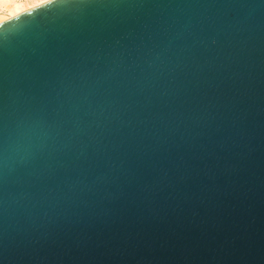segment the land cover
Masks as SVG:
<instances>
[{"label":"water","instance_id":"95a60500","mask_svg":"<svg viewBox=\"0 0 264 264\" xmlns=\"http://www.w3.org/2000/svg\"><path fill=\"white\" fill-rule=\"evenodd\" d=\"M0 264H264V0L1 22Z\"/></svg>","mask_w":264,"mask_h":264},{"label":"bare ground","instance_id":"6f19581e","mask_svg":"<svg viewBox=\"0 0 264 264\" xmlns=\"http://www.w3.org/2000/svg\"><path fill=\"white\" fill-rule=\"evenodd\" d=\"M48 1H50V0H48ZM44 3H46V2H44V0H0V7L3 6L8 11V14L0 15V23L4 22L6 20H9V19H11V18H13V17L25 12V11H28L32 8L40 6ZM19 4H26L28 6L25 8V11H22V12L16 11L15 13H17V15L13 16V8Z\"/></svg>","mask_w":264,"mask_h":264},{"label":"clouds","instance_id":"9594fccd","mask_svg":"<svg viewBox=\"0 0 264 264\" xmlns=\"http://www.w3.org/2000/svg\"><path fill=\"white\" fill-rule=\"evenodd\" d=\"M28 5L26 4H19V5H16L14 8H13V13H15L16 11H22L23 9H25Z\"/></svg>","mask_w":264,"mask_h":264},{"label":"rangeland","instance_id":"374dc122","mask_svg":"<svg viewBox=\"0 0 264 264\" xmlns=\"http://www.w3.org/2000/svg\"><path fill=\"white\" fill-rule=\"evenodd\" d=\"M0 15H6V14H8V11H7V9L5 8V7H0Z\"/></svg>","mask_w":264,"mask_h":264},{"label":"snow or ice","instance_id":"6c2138e0","mask_svg":"<svg viewBox=\"0 0 264 264\" xmlns=\"http://www.w3.org/2000/svg\"><path fill=\"white\" fill-rule=\"evenodd\" d=\"M44 2H48V0H44ZM22 11H25V9H23ZM15 15H17V13H13V16H15Z\"/></svg>","mask_w":264,"mask_h":264}]
</instances>
